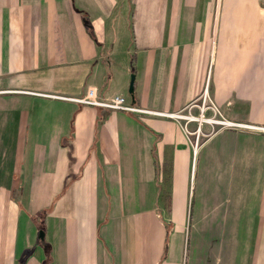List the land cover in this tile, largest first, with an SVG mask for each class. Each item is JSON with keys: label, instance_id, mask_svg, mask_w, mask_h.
I'll return each mask as SVG.
<instances>
[{"label": "crops", "instance_id": "1", "mask_svg": "<svg viewBox=\"0 0 264 264\" xmlns=\"http://www.w3.org/2000/svg\"><path fill=\"white\" fill-rule=\"evenodd\" d=\"M0 264H264V0H0Z\"/></svg>", "mask_w": 264, "mask_h": 264}, {"label": "built area", "instance_id": "2", "mask_svg": "<svg viewBox=\"0 0 264 264\" xmlns=\"http://www.w3.org/2000/svg\"><path fill=\"white\" fill-rule=\"evenodd\" d=\"M75 102L102 106L110 109L124 110L130 112H146L158 115H165L175 119H181V127L183 132L186 134L188 143L191 148L192 155H194L198 145L199 137L202 136L203 132L200 129L202 123L214 125L217 124L220 127H231L238 125L237 122L226 119L214 102L209 98L206 91V81L204 82L202 89L198 95L197 101L190 102L186 106V110L177 112H158L148 110L139 106H136L130 102H127L121 94H112L107 98H97L94 95V89L92 87H86L84 93L78 97H71ZM194 107V111L190 107ZM192 121L195 123L192 129H188L186 122Z\"/></svg>", "mask_w": 264, "mask_h": 264}, {"label": "water", "instance_id": "3", "mask_svg": "<svg viewBox=\"0 0 264 264\" xmlns=\"http://www.w3.org/2000/svg\"><path fill=\"white\" fill-rule=\"evenodd\" d=\"M127 90H128V92H131V90H132V74L129 75Z\"/></svg>", "mask_w": 264, "mask_h": 264}, {"label": "rangeland", "instance_id": "4", "mask_svg": "<svg viewBox=\"0 0 264 264\" xmlns=\"http://www.w3.org/2000/svg\"><path fill=\"white\" fill-rule=\"evenodd\" d=\"M126 94H127V91L125 90V92L123 93V96H124V99H125V100H127V99H126ZM196 101H197V100H196ZM218 109L220 110L219 107H218ZM191 122H192V121H191ZM214 125H217V124H214Z\"/></svg>", "mask_w": 264, "mask_h": 264}, {"label": "bare ground", "instance_id": "5", "mask_svg": "<svg viewBox=\"0 0 264 264\" xmlns=\"http://www.w3.org/2000/svg\"><path fill=\"white\" fill-rule=\"evenodd\" d=\"M238 124H240V123H238ZM241 125H249V126H252V127H256L255 125H250V124H243V123H241Z\"/></svg>", "mask_w": 264, "mask_h": 264}]
</instances>
